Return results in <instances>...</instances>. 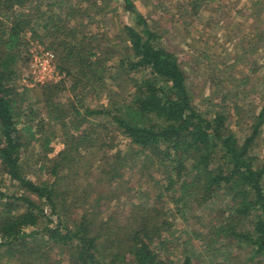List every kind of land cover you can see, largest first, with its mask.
I'll list each match as a JSON object with an SVG mask.
<instances>
[{
    "label": "trees",
    "instance_id": "trees-1",
    "mask_svg": "<svg viewBox=\"0 0 264 264\" xmlns=\"http://www.w3.org/2000/svg\"><path fill=\"white\" fill-rule=\"evenodd\" d=\"M106 1L0 0V174L16 189L0 187V264H47L48 250L56 247L69 254L71 264H195L189 254L177 262L163 257L168 204H178L183 215L192 204L218 196L224 206L209 228L211 239L247 250L244 264H264V164L251 154L264 108L242 140L226 114L207 118L198 111L178 56L160 45L133 0L120 1L136 26L123 24L119 40L105 52L94 47L91 35H80L72 22L89 13L95 20ZM31 39L50 41L45 48L53 50L63 74L39 84L38 108L23 104L14 85L23 46ZM101 86L106 104L91 106L79 98V108L60 98L65 90L76 97ZM109 125L127 140L124 149L104 147ZM57 129L64 148L51 158ZM33 145L43 149L36 169L46 177L33 178L22 168ZM90 148L108 165L106 186L95 197L84 189L82 208L75 165ZM133 167L152 185L160 176L154 195L127 193L123 219L104 213L98 202Z\"/></svg>",
    "mask_w": 264,
    "mask_h": 264
},
{
    "label": "rangeland",
    "instance_id": "rangeland-1",
    "mask_svg": "<svg viewBox=\"0 0 264 264\" xmlns=\"http://www.w3.org/2000/svg\"><path fill=\"white\" fill-rule=\"evenodd\" d=\"M133 1L146 17L149 27L157 33L160 45L178 56L180 65L187 74V88L196 109L207 118H212L218 112L226 114L227 124L242 140L250 132V125L256 122L254 116L264 108V0ZM104 7V12L98 14L95 20L92 18L93 13H89L84 19L72 22L78 27L80 35H91L93 46H99L103 52L117 43L119 28L123 24L136 26L133 16L123 10L120 0H107ZM44 41L41 43L31 39L23 46L14 82L17 91L24 98L23 104L31 103L36 108L40 107L39 84L58 81L63 76L57 68L58 59L53 50L45 48L50 41ZM45 51L52 53V57L48 56V64L44 70L41 66L37 67L35 62L45 60ZM104 65L108 69L110 64L107 62ZM64 80L67 87L71 85L68 77ZM108 83L107 81L105 84L108 86ZM72 93L65 90L60 98L77 104L79 108L83 102L91 106L107 103L103 86L95 90L88 89L86 94H78L76 97ZM79 98L83 102L78 103ZM235 107L238 108L237 111ZM108 127L105 133L111 138L104 147L112 145L114 149H124L127 140L114 127ZM259 131L251 147V154L255 156L257 163L264 164V122L259 126ZM63 141L61 131L57 129L55 136L51 138L52 150L48 157L54 158L64 148ZM94 150L95 148H90L89 151L82 152L81 160L75 165L79 173L77 205L82 208L84 189L93 190L91 196L95 197L94 194L106 186L104 171L108 165L99 161ZM41 156L43 149L37 145L31 146L23 155L22 168L28 176L37 179L40 176L46 177V171L36 169ZM159 177L156 176L154 184ZM148 180V177H141L137 167L122 172V177L116 179L109 189L106 188L108 193L98 202L99 209L104 213L112 212L123 219L127 212V193L142 197L145 192L154 195V184ZM0 187L9 192L16 190L12 182L1 174ZM168 205L171 207L168 211L170 225L163 235L165 247L162 251L165 259L177 262L183 254H189L195 264L245 263L247 250L236 249L235 244L227 241L218 243L209 234L210 226L212 229L213 223L222 217L224 197L218 196L202 206L192 204L191 209L183 215L178 210V204ZM48 252L50 260L47 264H71L67 252H61L57 247ZM246 264L254 263L246 260Z\"/></svg>",
    "mask_w": 264,
    "mask_h": 264
},
{
    "label": "built area",
    "instance_id": "built-area-1",
    "mask_svg": "<svg viewBox=\"0 0 264 264\" xmlns=\"http://www.w3.org/2000/svg\"><path fill=\"white\" fill-rule=\"evenodd\" d=\"M44 57H46L45 58V60H43V62H42V60H36V66L38 67V66H41L42 68L41 69H46L45 67H46V65L48 64V56H50V57H52V53L50 54V52H48V51H45V53H44V55H43Z\"/></svg>",
    "mask_w": 264,
    "mask_h": 264
}]
</instances>
